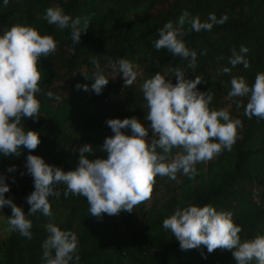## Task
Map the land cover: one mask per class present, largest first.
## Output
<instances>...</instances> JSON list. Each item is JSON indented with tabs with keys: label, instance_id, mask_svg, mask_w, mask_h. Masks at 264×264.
<instances>
[{
	"label": "trees",
	"instance_id": "trees-1",
	"mask_svg": "<svg viewBox=\"0 0 264 264\" xmlns=\"http://www.w3.org/2000/svg\"><path fill=\"white\" fill-rule=\"evenodd\" d=\"M55 6L72 18L91 17L78 44L73 45L70 29L58 30L43 19L46 9ZM184 11L192 17L198 15L202 22L209 13H215L218 19L228 16L223 25H215L210 32H188L190 25L185 24L183 40L186 47L197 52L196 71L188 69V61L167 49L157 51L153 47V41L159 38L157 29L168 21L175 26ZM15 24L32 26L57 41L56 52L38 62L42 73V92L36 94L41 103L40 118L22 121L25 129L38 132L41 140L31 154L42 157L49 165L75 170L79 161L76 149L84 144L94 149L88 155L90 160L106 158L107 153L100 149L105 138L114 135L106 123L108 119L136 117L149 128L147 139L151 140L140 85L157 72L175 84L173 68L177 66L186 72L187 79L200 75L204 82L197 89L212 94L210 109L228 108L232 118L242 121L243 128L238 130L231 151L224 150L208 163L196 165L198 174L193 179L181 174L177 180L157 176L151 200L136 206L131 213L104 214L98 219L90 215L83 196L69 194L65 198V186L55 185L60 196L48 197L52 217L40 213L27 217L33 225L31 239L18 232L0 230V264H42V242L47 236L44 225L49 221L61 230L76 233L79 264H237L232 251L217 249L208 253L203 246L181 250L179 241L163 228V220L177 206L212 205L217 211L233 213L234 223L242 229V242L264 235V120L248 119L243 106L237 109L227 99L232 76L245 77L251 86L257 72H264V0H9L6 7L0 0V34ZM242 45L249 49L245 57L250 68L246 70L241 64L232 69L231 75H216L218 68L232 67V49L239 52ZM205 49L207 53L201 55ZM93 56L109 78L99 95L76 88L77 84H87L91 89L96 71L91 63ZM120 58L138 65V79L128 88L123 87L122 76L112 79L110 61ZM48 91L61 99L48 98ZM241 102L246 105L247 99ZM122 131L132 134L130 129ZM177 151L173 149V155ZM28 154L27 149L20 157L0 154V174L6 177L10 188L5 198L26 215L30 208L26 197L35 190L25 169ZM13 165L16 171L8 172ZM11 215L10 206L0 209V216Z\"/></svg>",
	"mask_w": 264,
	"mask_h": 264
},
{
	"label": "clouds",
	"instance_id": "clouds-1",
	"mask_svg": "<svg viewBox=\"0 0 264 264\" xmlns=\"http://www.w3.org/2000/svg\"><path fill=\"white\" fill-rule=\"evenodd\" d=\"M8 3L9 0H4L5 7ZM43 19L58 30L70 29L73 45L80 42L82 32L86 33L91 23L90 16L72 18L60 6L47 8ZM227 20V14L218 19L215 13H209L207 20L202 22L198 15L192 17L184 11L175 26L168 21L157 29L159 38L153 41V47L157 51L167 49L188 61V69L196 71L197 52L186 47L183 40L185 24L190 25L188 32H210L215 25H223ZM56 49L57 41L53 36L41 35L32 26L15 24L0 34V154L20 157L23 149H27L25 169L35 189L26 197L30 205L26 215L21 207L5 198L10 188L5 183L6 177L0 174V209L10 206L12 210L5 221L6 231L31 239L33 225L27 217L37 213L52 217L48 197L60 196V191L55 190L57 184L65 186V198L69 194L83 196L90 215L98 219L104 214L131 213L136 206L151 200L157 176L177 180L181 174L193 179L198 174L197 164L208 163L224 150L231 151L236 143L238 130L243 128L242 121L232 118L228 108L210 109L212 94L197 89V85L204 82L203 78L197 75L195 79H187L186 72L177 66L173 68L175 84L157 72L140 85L147 108L145 119L150 121L151 140L147 139L149 128L136 117L108 119L106 123L114 135L105 138L100 149L107 153L106 158L90 160L88 155L94 149L84 144L76 149L79 161L75 170L64 171L45 163L42 157L31 154L41 143L39 133L26 130L22 121L40 118L41 103L36 94L42 92V73L38 62ZM75 50L74 47L73 55ZM248 51L243 45L239 52L233 48L229 58L232 67L218 68L216 75H231L232 69L241 64L249 69L250 62L245 57ZM206 53L205 49L201 55ZM91 63L96 69L91 89L87 84H77L76 88L99 95L109 78L96 56L91 58ZM110 67L112 79L123 77L124 88L131 87L138 79V65L127 58L110 61ZM82 74L89 79L86 73ZM46 96L56 101L61 99L51 91ZM243 98L247 99L246 105H242ZM227 99L237 109L243 106L248 119L264 120V72H257L251 86L245 77L232 76ZM123 129H130L132 134L126 135ZM173 149L178 150L175 155ZM7 171H16V166H10ZM163 228L179 241L181 250L202 246L208 253L228 250L232 251L237 264H264V235L258 234L242 242L239 235L242 229L234 223L230 211H217L212 205L177 206L174 213L163 220ZM44 230L47 236L42 242V264H79L76 233L61 230L51 221L44 225ZM201 255L204 256L203 252Z\"/></svg>",
	"mask_w": 264,
	"mask_h": 264
},
{
	"label": "rangeland",
	"instance_id": "rangeland-1",
	"mask_svg": "<svg viewBox=\"0 0 264 264\" xmlns=\"http://www.w3.org/2000/svg\"><path fill=\"white\" fill-rule=\"evenodd\" d=\"M6 217H3V216H0V230L3 232V233H7L8 231H6V225H5V221H6Z\"/></svg>",
	"mask_w": 264,
	"mask_h": 264
}]
</instances>
